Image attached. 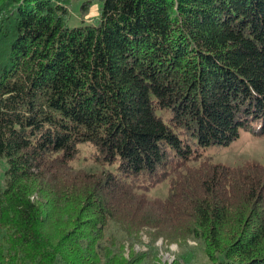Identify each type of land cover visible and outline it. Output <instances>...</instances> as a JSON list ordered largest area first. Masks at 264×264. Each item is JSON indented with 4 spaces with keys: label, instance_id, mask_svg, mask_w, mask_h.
I'll list each match as a JSON object with an SVG mask.
<instances>
[{
    "label": "trees",
    "instance_id": "trees-1",
    "mask_svg": "<svg viewBox=\"0 0 264 264\" xmlns=\"http://www.w3.org/2000/svg\"><path fill=\"white\" fill-rule=\"evenodd\" d=\"M95 1L73 26L72 0H0V264H143L144 228L264 264V166L187 165L264 135V0H81L82 16ZM81 144L112 169L74 170Z\"/></svg>",
    "mask_w": 264,
    "mask_h": 264
},
{
    "label": "rangeland",
    "instance_id": "rangeland-1",
    "mask_svg": "<svg viewBox=\"0 0 264 264\" xmlns=\"http://www.w3.org/2000/svg\"><path fill=\"white\" fill-rule=\"evenodd\" d=\"M81 0H72L70 5V25H80L82 20L85 23L95 21L99 13L100 3L93 2L89 11L84 16L80 13ZM79 153L71 162L74 170L85 171L86 173H100L102 170L112 167L100 164L92 159L93 147L88 144L78 146ZM202 161L211 163H221L228 166H239L246 162H256L264 166V135L255 134L250 129H240L238 137L228 145H212L206 147L203 154L197 160H190L188 166H197ZM6 162L0 160V189L4 187ZM170 180L165 179L157 183L152 188L144 191L148 200L164 198L169 191ZM141 189H137V193ZM48 228V227H47ZM52 226L49 227L51 229ZM107 234H113L121 238V233L114 223L109 222L106 228ZM140 242L132 245L134 251H146L143 264H170L177 258L181 264H212L204 253L203 245L192 239H187L186 243H168L162 237L154 238L150 229L144 228L141 232ZM129 247V246H128ZM126 249L130 250L126 247Z\"/></svg>",
    "mask_w": 264,
    "mask_h": 264
}]
</instances>
